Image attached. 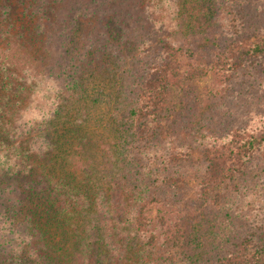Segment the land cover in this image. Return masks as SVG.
Returning <instances> with one entry per match:
<instances>
[{
    "label": "trees",
    "instance_id": "trees-1",
    "mask_svg": "<svg viewBox=\"0 0 264 264\" xmlns=\"http://www.w3.org/2000/svg\"><path fill=\"white\" fill-rule=\"evenodd\" d=\"M0 264H264V0H0Z\"/></svg>",
    "mask_w": 264,
    "mask_h": 264
},
{
    "label": "rangeland",
    "instance_id": "rangeland-1",
    "mask_svg": "<svg viewBox=\"0 0 264 264\" xmlns=\"http://www.w3.org/2000/svg\"><path fill=\"white\" fill-rule=\"evenodd\" d=\"M210 83H211L210 79H205V80L203 79V80L198 81L197 85L199 86L200 91L204 92L205 91V87L207 85H209ZM155 212H156V209H153L152 210V215L155 214Z\"/></svg>",
    "mask_w": 264,
    "mask_h": 264
}]
</instances>
